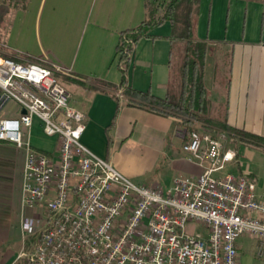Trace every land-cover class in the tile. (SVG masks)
<instances>
[{
    "label": "crops",
    "instance_id": "obj_1",
    "mask_svg": "<svg viewBox=\"0 0 264 264\" xmlns=\"http://www.w3.org/2000/svg\"><path fill=\"white\" fill-rule=\"evenodd\" d=\"M4 15L0 55L66 71L60 82L71 95V106L86 118L82 144L121 175L140 179L143 165L157 152L174 149L175 142L181 149L190 129L182 128L180 119L125 106L115 117L112 97L89 88L96 82L120 83L118 36L144 20V0H23ZM170 35L165 22L137 42L128 68L133 90L166 97L177 78ZM194 37L207 45L203 82L210 112L218 118L225 110L229 127L264 138V0H199ZM19 113L9 102L0 118L15 119ZM24 137L34 150L56 157L57 139L44 135L39 120ZM179 149L171 155L179 157ZM25 159L24 148L0 142V264H28L19 258L22 220L30 214L22 203ZM182 163L178 169L186 176L181 177L199 173L186 160ZM246 173L255 182V175ZM255 248V241L240 237L238 264H264Z\"/></svg>",
    "mask_w": 264,
    "mask_h": 264
},
{
    "label": "built area",
    "instance_id": "obj_2",
    "mask_svg": "<svg viewBox=\"0 0 264 264\" xmlns=\"http://www.w3.org/2000/svg\"><path fill=\"white\" fill-rule=\"evenodd\" d=\"M20 2L21 0H17ZM55 65L0 55V142L24 148L19 258L29 264H238L236 242L255 241L264 259V193L248 173L225 174L237 158L231 137L190 131L181 150L199 173L166 190L134 184L85 147V116L74 109ZM122 98L120 94H117ZM34 120L57 139L56 157L36 151L24 132Z\"/></svg>",
    "mask_w": 264,
    "mask_h": 264
},
{
    "label": "trees",
    "instance_id": "obj_3",
    "mask_svg": "<svg viewBox=\"0 0 264 264\" xmlns=\"http://www.w3.org/2000/svg\"><path fill=\"white\" fill-rule=\"evenodd\" d=\"M198 6L199 0H144V20L136 28L122 31L118 36L115 52L117 67L121 74L120 83L113 85L96 82V87L89 88L112 97L116 103L115 117L122 106L136 108L164 117H176L189 129L199 123L217 132L228 133L232 142L264 148L263 137L229 127L225 110L216 119L208 117L210 101L203 82L207 45L194 37ZM165 22L171 25L169 39L176 47L178 58L177 91L170 89L164 99H159L152 96L150 92L143 93L133 90L128 83V68L137 42L142 38H148L152 29ZM58 78L62 79V77ZM117 94H120L122 98H119ZM34 242V239L25 241L23 250L30 251Z\"/></svg>",
    "mask_w": 264,
    "mask_h": 264
},
{
    "label": "rangeland",
    "instance_id": "obj_4",
    "mask_svg": "<svg viewBox=\"0 0 264 264\" xmlns=\"http://www.w3.org/2000/svg\"><path fill=\"white\" fill-rule=\"evenodd\" d=\"M23 5V0L18 2L17 0H0V17L4 19V14L7 13V11H10L14 8H20ZM4 22L2 19H0V34L3 29ZM1 48V46H0ZM176 61H175V70L177 71V65H178V58L177 55H175ZM176 77L177 74L175 73ZM176 81L171 86L172 91H177L176 88ZM219 115L218 117H220ZM210 119H216L214 116V113L209 111ZM182 128L185 127V125L181 124ZM200 131V132H206L211 134H216L217 130L213 128H207L199 123H196L190 131ZM167 143V142H166ZM237 148V154L238 158L232 163L226 166L225 168V174H232L234 176L244 175L246 174V170L250 171L255 175V184L256 188L259 187L261 193H264V148L263 147H245L242 146L243 144L239 142H233ZM179 149V143H174V149H170V147H167L163 153L155 154L150 160H148L147 163H145L142 167V175L140 179L132 180V182L136 185H142V186H154L158 187L162 190H166L171 186L173 183V180L177 178L178 176H186L184 173L185 171H181L182 169H178L180 166L182 168V160L184 158V154L181 149H179L180 156H173L171 155L172 150ZM146 153V150H143L141 152L142 157L144 158V155ZM168 153L170 155L168 156ZM251 177V176H250ZM24 251V250H22ZM21 251V252H22ZM20 252V253H21ZM28 252V251H24ZM23 259V258H20ZM24 261V260H22ZM22 264H26L22 262Z\"/></svg>",
    "mask_w": 264,
    "mask_h": 264
}]
</instances>
